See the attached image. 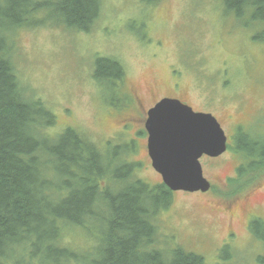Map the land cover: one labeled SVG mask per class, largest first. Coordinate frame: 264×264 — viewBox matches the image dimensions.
Instances as JSON below:
<instances>
[{
	"label": "rangeland",
	"instance_id": "374dc122",
	"mask_svg": "<svg viewBox=\"0 0 264 264\" xmlns=\"http://www.w3.org/2000/svg\"><path fill=\"white\" fill-rule=\"evenodd\" d=\"M243 21L222 0H102L88 31L44 25L24 27L15 37L19 79L54 112L51 131L73 126L103 160L112 156L119 172L133 161L140 164L134 175L150 184L162 181L151 166L144 127L145 111L161 97L182 99L217 117L227 149L221 156L200 158L210 189L174 191L159 219L161 241L203 256L206 264H264V240L245 230L246 209L264 215V175L243 187L249 190L232 205L220 192L243 160L232 147L242 134L253 138L264 132V42L253 39L259 25ZM95 55L117 58L125 71L123 85L120 80L110 84L103 75L93 80ZM124 89L137 95L140 115L133 102L128 104L131 98H123ZM89 221L90 233L78 226L68 233L76 240L73 250L92 258L104 226ZM228 231L238 237L223 242Z\"/></svg>",
	"mask_w": 264,
	"mask_h": 264
},
{
	"label": "trees",
	"instance_id": "16d2710c",
	"mask_svg": "<svg viewBox=\"0 0 264 264\" xmlns=\"http://www.w3.org/2000/svg\"><path fill=\"white\" fill-rule=\"evenodd\" d=\"M222 1L244 25H259L253 39L264 42V0ZM101 3L0 0V264H206L203 256L160 240L161 209L173 194L162 181L150 184L134 175L140 164L133 161L119 172L112 156L103 160L71 125L51 131L54 112L19 79L15 37L20 29L49 25L88 31ZM92 66L94 81L103 75L110 84H124L117 58L95 55ZM123 98L130 99L125 89ZM232 149L243 160L236 177L228 179L231 187L220 191L227 198L264 175V132L241 135ZM90 218L104 226V231L96 227L100 236L93 230L97 253L92 258L73 250L76 240L68 233L74 226L90 233ZM260 225L253 222V232Z\"/></svg>",
	"mask_w": 264,
	"mask_h": 264
},
{
	"label": "water",
	"instance_id": "95a60500",
	"mask_svg": "<svg viewBox=\"0 0 264 264\" xmlns=\"http://www.w3.org/2000/svg\"><path fill=\"white\" fill-rule=\"evenodd\" d=\"M151 166L171 191H207L202 155L218 157L227 136L209 112L195 111L177 98L164 97L147 111L144 124Z\"/></svg>",
	"mask_w": 264,
	"mask_h": 264
},
{
	"label": "flooded vegetation",
	"instance_id": "af4514ba",
	"mask_svg": "<svg viewBox=\"0 0 264 264\" xmlns=\"http://www.w3.org/2000/svg\"><path fill=\"white\" fill-rule=\"evenodd\" d=\"M164 97H170V96H163V97H161L160 99H162V98H164ZM130 98H131V102L130 103H128L129 105L130 104H132V102L134 103V105H135V108H136V110H137V113L140 115L141 114V112H140V108L139 107H141V103H140V100L138 99V97H137V95H135V94H132L131 93V95H130ZM171 98H175V97H171ZM159 99V100H160ZM177 99H179V98H177ZM158 100V101H159ZM179 100H181V101H183V102H185V103H187L188 105H189V103L188 102H186V101H184V100H182V99H179ZM129 102V101H128ZM156 103V102H155ZM154 103V104H155ZM191 106V105H190ZM130 107V106H129ZM192 107V106H191ZM149 109V108H148ZM147 109V110H148ZM147 110L145 111V113H146V117H147ZM204 112H209V111H204ZM242 113H244L245 111H241ZM210 113H212V112H210ZM245 113H247V112H245ZM213 114V113H212ZM214 115V114H213ZM215 116V115H214ZM216 117V116H215ZM216 119H217V117H216ZM218 120V119H217ZM144 124H145V122H144ZM239 123H236L235 125H234V128H236L237 127V125H238ZM246 126V125H245ZM242 125L241 126H239L238 127V130H240L239 132L240 133H242ZM245 129V128H244ZM243 135V134H242ZM247 138H248V136H247ZM201 157H205V158H212V157H209V156H207V155H202ZM238 166H239V163L236 165V167L234 168V176H233V178H235L236 177V175H237V168H238ZM229 187H231V186H229ZM246 190L247 189H243L242 191H240L239 193H236V194H234V195H229L228 196V198L226 197V196H224V198H225V200L230 204V205H232L235 201H236V199L238 198V197H240L241 196V194L242 193H245L246 192ZM249 190V189H248ZM247 190V191H248ZM240 195V196H239ZM263 212V211H262ZM255 221H261V225H260V230H259V232L258 233H256V232H253V230H252V224H253V222H255ZM245 230H246V234H247V236H250V237H259L261 240H264V215L261 213V211H259V209H255V208H253V209H246V213H245ZM262 234V235H261ZM258 235H260V236H258ZM238 236H237V234H235V232L234 231H228V232H226V234H225V236H224V238H223V242H226V241H228V242H231L232 241V238L234 239H236Z\"/></svg>",
	"mask_w": 264,
	"mask_h": 264
}]
</instances>
